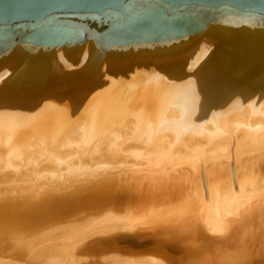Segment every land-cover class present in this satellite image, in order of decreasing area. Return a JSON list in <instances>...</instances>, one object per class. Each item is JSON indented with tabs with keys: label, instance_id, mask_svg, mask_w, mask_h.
I'll return each instance as SVG.
<instances>
[{
	"label": "water",
	"instance_id": "obj_1",
	"mask_svg": "<svg viewBox=\"0 0 264 264\" xmlns=\"http://www.w3.org/2000/svg\"><path fill=\"white\" fill-rule=\"evenodd\" d=\"M263 99L264 0H0V158L7 151L9 165L13 153L22 165L34 150L49 156L71 126L83 132L68 142L78 156L106 135L117 147L163 129L175 131V143L186 129L215 138L245 126L237 139L255 141L264 123L225 116L264 115ZM169 105L180 113L166 117ZM125 121L134 130L118 137ZM33 134L44 143L31 147ZM251 227L264 238V224ZM208 234L220 252L239 243L199 224L211 261ZM245 251L241 264H264V253Z\"/></svg>",
	"mask_w": 264,
	"mask_h": 264
},
{
	"label": "bare ground",
	"instance_id": "obj_2",
	"mask_svg": "<svg viewBox=\"0 0 264 264\" xmlns=\"http://www.w3.org/2000/svg\"><path fill=\"white\" fill-rule=\"evenodd\" d=\"M179 113L174 105L164 109L166 117ZM233 118L264 123L260 113L230 109L225 119ZM133 130L125 121L118 137ZM248 134L245 126L233 137L215 138L186 129L173 143L175 131L163 129L148 143L142 134L117 147L106 135L96 150L91 142L78 156V145L68 142L83 132L71 126L45 158L37 149L22 165V154L13 153L9 165L6 151L0 158V264H241L245 250L258 257L264 238L251 226L264 224V128L255 141L237 139ZM35 143L42 145L43 137L31 135L30 146ZM201 223L213 238L239 243L220 252L208 234L203 251L214 259L203 257L196 235ZM247 239L256 245L246 248Z\"/></svg>",
	"mask_w": 264,
	"mask_h": 264
},
{
	"label": "rangeland",
	"instance_id": "obj_3",
	"mask_svg": "<svg viewBox=\"0 0 264 264\" xmlns=\"http://www.w3.org/2000/svg\"><path fill=\"white\" fill-rule=\"evenodd\" d=\"M263 150H264V148H263ZM252 152H254V151H252ZM223 160H225L226 161V158H224ZM151 170V167H149V171ZM125 170L123 169V170H121V173H123ZM106 172V171H105ZM31 173V172H30ZM29 173V174H30ZM96 173V172H95ZM120 173V172H119ZM197 173H198V171H197ZM28 174V173H27ZM26 174V175H27ZM102 176V175H101ZM44 181V180H43ZM198 181H200V180H198ZM46 181H44V183H45ZM47 183V182H46Z\"/></svg>",
	"mask_w": 264,
	"mask_h": 264
}]
</instances>
